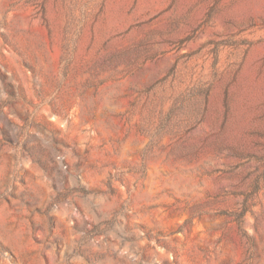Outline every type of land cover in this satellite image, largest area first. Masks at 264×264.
Returning <instances> with one entry per match:
<instances>
[{
	"label": "rangeland",
	"instance_id": "obj_1",
	"mask_svg": "<svg viewBox=\"0 0 264 264\" xmlns=\"http://www.w3.org/2000/svg\"><path fill=\"white\" fill-rule=\"evenodd\" d=\"M0 264H264V0H0Z\"/></svg>",
	"mask_w": 264,
	"mask_h": 264
}]
</instances>
